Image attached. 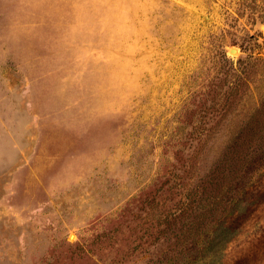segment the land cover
Segmentation results:
<instances>
[{
  "label": "rangeland",
  "instance_id": "obj_1",
  "mask_svg": "<svg viewBox=\"0 0 264 264\" xmlns=\"http://www.w3.org/2000/svg\"><path fill=\"white\" fill-rule=\"evenodd\" d=\"M216 260L264 264V0H0V264Z\"/></svg>",
  "mask_w": 264,
  "mask_h": 264
},
{
  "label": "water",
  "instance_id": "obj_2",
  "mask_svg": "<svg viewBox=\"0 0 264 264\" xmlns=\"http://www.w3.org/2000/svg\"><path fill=\"white\" fill-rule=\"evenodd\" d=\"M234 50H235L234 48H231V49H230V52L234 53Z\"/></svg>",
  "mask_w": 264,
  "mask_h": 264
},
{
  "label": "trees",
  "instance_id": "obj_3",
  "mask_svg": "<svg viewBox=\"0 0 264 264\" xmlns=\"http://www.w3.org/2000/svg\"><path fill=\"white\" fill-rule=\"evenodd\" d=\"M212 264H213V263H212ZM214 264H220V262L216 260Z\"/></svg>",
  "mask_w": 264,
  "mask_h": 264
},
{
  "label": "bare ground",
  "instance_id": "obj_4",
  "mask_svg": "<svg viewBox=\"0 0 264 264\" xmlns=\"http://www.w3.org/2000/svg\"><path fill=\"white\" fill-rule=\"evenodd\" d=\"M235 51V50H234Z\"/></svg>",
  "mask_w": 264,
  "mask_h": 264
}]
</instances>
